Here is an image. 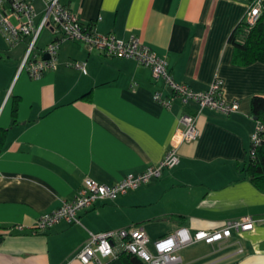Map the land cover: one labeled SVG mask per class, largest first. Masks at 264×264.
<instances>
[{
	"label": "crops",
	"instance_id": "0c3cea01",
	"mask_svg": "<svg viewBox=\"0 0 264 264\" xmlns=\"http://www.w3.org/2000/svg\"><path fill=\"white\" fill-rule=\"evenodd\" d=\"M84 23L121 39L136 36L167 60L178 82L196 91L222 80V96L239 110L226 114L170 92L150 67L65 41L55 69L32 78L18 73L25 42L9 47L0 33V264H100L76 252L89 232L140 226L150 246L181 227H221L244 215L264 218V190L244 177L254 95L264 96V62H239L230 36L247 34L246 3L236 0H61ZM47 35H50L47 31ZM50 37L41 40L44 44ZM83 61L86 73L69 66ZM196 114L199 137L178 147L180 162L114 200L34 231L37 218L75 197L86 178L112 184L157 164L180 127ZM22 225L23 228H17ZM175 264H264V222L233 230L223 241H198L179 250ZM101 264L128 258L99 256ZM143 264H146L143 262Z\"/></svg>",
	"mask_w": 264,
	"mask_h": 264
},
{
	"label": "built area",
	"instance_id": "2783aa9c",
	"mask_svg": "<svg viewBox=\"0 0 264 264\" xmlns=\"http://www.w3.org/2000/svg\"><path fill=\"white\" fill-rule=\"evenodd\" d=\"M37 1L41 3L40 8L35 4ZM236 1L247 5L243 23L248 30L261 15L262 0ZM45 29L49 31L51 38L40 44V37ZM0 33L9 47L25 42V51L17 72L25 70L32 78H38L46 71L55 69L61 44L65 41H76L89 50L95 49L106 56L133 58L150 67L155 81H163L170 92L168 96L160 91L154 93L155 100L166 107L171 106L173 98H178L183 103L195 102L197 113L204 108L217 109L226 114L239 110L238 102L223 98L220 78L214 79L208 90L196 91L188 84L176 81L168 71L166 58L138 37L132 36L125 40L111 33H99L95 25L81 20L79 9H73L61 0H0ZM68 65L86 73V64L83 61L71 60ZM263 130L264 125L257 121L250 138L252 147L261 143ZM199 135L196 114H182L173 142L157 164L150 165L139 173H127L112 184L86 178L74 198L65 200L56 209L40 215L33 230L46 231L60 221L78 223L80 211L92 208L99 202L114 200L129 190L160 177L164 170L179 164V145L194 141ZM249 153L253 155L252 148ZM259 221L264 222V218L244 215L225 221L221 227L212 230L191 232L181 227L157 239L151 246L147 233L140 226L89 232L86 241L76 252V257L83 263L95 260L101 264L99 256L116 258L131 254L146 264H175L180 261L181 248L198 241L208 244L223 241L232 235L233 230L251 229ZM17 228L23 227L18 225Z\"/></svg>",
	"mask_w": 264,
	"mask_h": 264
},
{
	"label": "trees",
	"instance_id": "16d2710c",
	"mask_svg": "<svg viewBox=\"0 0 264 264\" xmlns=\"http://www.w3.org/2000/svg\"><path fill=\"white\" fill-rule=\"evenodd\" d=\"M244 23L240 27H244ZM230 41L235 45L236 56L240 63L247 64L253 61L264 62V0H262V12L256 23L247 30L244 39L237 38L236 32L230 36ZM251 115L254 120L264 125V96L254 95L250 101ZM262 141L259 145L250 148L247 161L242 168L244 177L248 178L258 188L264 190V130L261 132ZM249 148V150H250ZM128 258L129 264H143L136 256L123 254Z\"/></svg>",
	"mask_w": 264,
	"mask_h": 264
},
{
	"label": "rangeland",
	"instance_id": "374dc122",
	"mask_svg": "<svg viewBox=\"0 0 264 264\" xmlns=\"http://www.w3.org/2000/svg\"><path fill=\"white\" fill-rule=\"evenodd\" d=\"M35 4H36V6L38 8L41 7V3L40 2L37 1ZM47 37H50V35H47V30L45 29V30H43V32L41 34L40 41L43 40V39H45V38H47Z\"/></svg>",
	"mask_w": 264,
	"mask_h": 264
}]
</instances>
